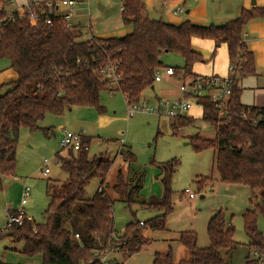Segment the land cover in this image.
<instances>
[{
    "label": "trees",
    "instance_id": "1",
    "mask_svg": "<svg viewBox=\"0 0 264 264\" xmlns=\"http://www.w3.org/2000/svg\"><path fill=\"white\" fill-rule=\"evenodd\" d=\"M4 1L0 0V59L8 62L17 77L0 85L9 86L0 93V177L14 174L21 127L36 131L46 114L59 116L73 106L103 112L99 98L102 90L120 91L127 103H138L142 92L153 85L155 70L163 66L162 52L183 58L181 67H173L174 75L183 69V79L195 77L192 66L204 59L192 48V38L211 39V56L225 43L228 66L234 65L227 74L231 80L229 118L217 117L209 98L198 97L200 118L210 123L215 133L213 138L195 135L190 140L196 151L214 152V167L222 183L249 188L248 199L253 208L242 215L243 231L250 248L264 251V235L257 228L258 214L264 220V119L252 122L264 106L243 104L242 87L238 84L240 79L256 74L254 53L245 44L243 35L250 20L264 17V6L242 7L238 16L221 24L200 25L190 21L175 24L149 16L143 0H120L121 21L132 31L122 36L88 34L82 38L81 24L65 28L57 16L46 24L24 13L18 15L17 11L8 15ZM45 1L41 0L37 6H44ZM108 70L118 77L112 89H106ZM246 110L244 118L241 114ZM194 119L179 116L171 124L172 133L178 134L180 127L192 125ZM88 143L89 137L83 136L79 149L69 148L67 155L60 157L59 169L66 173V178L56 185L47 183L49 202L44 220L34 222L24 218L21 224L0 233L21 241V253L28 257L39 255L40 264H98L97 257L110 250H118L126 259L150 243L143 229H164L165 217L172 211L171 178L177 160L160 165L162 194L148 200L149 207L159 214L145 221L133 219L115 233L113 200L102 186L111 161L101 156L90 158L84 149ZM132 157L131 152H126V160L131 161ZM93 177L100 178L99 187L86 197V184ZM140 179L139 175L130 179L117 172L111 187L130 210L141 189ZM211 183V176H199L197 187L201 189ZM83 220L86 224L81 227ZM206 232L209 240L206 247L196 245L195 232L180 233L179 240L188 250L187 259L174 262L167 250L155 252L151 264H228L223 256L235 248L234 227L220 210L208 219ZM244 264L254 263L246 257Z\"/></svg>",
    "mask_w": 264,
    "mask_h": 264
},
{
    "label": "rangeland",
    "instance_id": "2",
    "mask_svg": "<svg viewBox=\"0 0 264 264\" xmlns=\"http://www.w3.org/2000/svg\"><path fill=\"white\" fill-rule=\"evenodd\" d=\"M219 7L224 13H229L234 4L230 0H219ZM218 0L210 1L214 6ZM99 5L104 7L99 9ZM120 0H77L74 5V15L81 20L82 38L88 35L87 26L90 23L95 34L118 33L124 25L120 19ZM159 6V4H158ZM149 15L156 16L153 10ZM246 30V27L244 31ZM163 65L182 66L183 58L176 53L162 52L160 56ZM264 71V67L262 68ZM9 64L0 59V75L8 74ZM9 86L0 87V93ZM170 92L163 93L162 89ZM107 89V88H106ZM174 87L163 82L155 83L153 89H145L138 104L154 103L156 96H174ZM251 90L243 88L240 96L243 100L250 99ZM103 112L93 107L73 106L59 116L46 114L38 123L39 129L31 132L21 127L18 133L16 148V166L14 174L0 177V229L7 221V209L21 210L34 222H42L49 197L46 185L50 182L56 185L66 178L64 171L58 172L61 156H66L69 148L59 145L62 128L81 132L87 137L88 156L103 157L111 161L102 186L113 200L112 215L114 230L118 233L125 224L133 219L148 220L159 212L149 207L152 196L159 197L163 188L160 181V165L166 161L177 160L178 165L171 178L172 211L165 217V228L151 230L143 229V234L150 243L140 251L123 259L118 250L106 252V258L113 264H151L155 252L169 250L172 261L178 262L188 258V250L179 236L181 232L193 231L196 235V245L206 247L209 244L206 228L210 216L220 210L225 220L234 227L233 238L235 248L224 254L228 264H244L249 256V239L243 231L242 215L253 208L249 202L250 190L246 185L222 183L214 167L215 154L211 149L196 151L190 138L198 135L204 138L214 137V127L200 118L201 107L196 105L188 110L195 119L192 125L180 127L178 134L172 133L174 120L152 112L138 111L129 116L127 102L120 91L102 90L99 94ZM44 129L45 131H42ZM126 152H131V161L126 158ZM44 159H47L44 162ZM49 172L44 174L43 168ZM117 172L127 178L141 176V189L136 203L131 210L118 199L113 192ZM199 176H211L212 183L197 187ZM138 179V177H137ZM100 178L93 177L86 184L85 196H91L99 187ZM23 186L30 188L27 203L20 205ZM189 188L194 192L193 199L183 192ZM137 196V195H136ZM136 198V197H135ZM144 201V203H143ZM134 212V216L132 214ZM81 221V227L85 226ZM257 228L264 235V220L257 216ZM3 234V232H1ZM21 241H13L9 236H0V264H39L40 256L28 257L21 253Z\"/></svg>",
    "mask_w": 264,
    "mask_h": 264
},
{
    "label": "crops",
    "instance_id": "3",
    "mask_svg": "<svg viewBox=\"0 0 264 264\" xmlns=\"http://www.w3.org/2000/svg\"><path fill=\"white\" fill-rule=\"evenodd\" d=\"M31 1L40 2L41 0H5L3 2V8L5 9L6 13L9 15L17 8L25 6ZM210 1H215V0H165V1L143 0L147 13L149 10L150 11L153 10L155 12L156 16H152L153 18H160L175 24L181 23L183 21H190L192 23H196L200 25L221 24L238 16V14L240 13V9L242 7L249 8L252 5L251 4L252 0H230L234 2L236 5V11L233 14L234 4L230 7L229 13H224L222 9L219 7L220 5L219 0H218L219 3L214 6L210 5ZM1 5L2 4L0 3V6ZM64 5H65V0H55L56 12L58 14H61L63 12L65 7ZM254 5L264 6V0H254ZM103 7H104L103 5H99V9ZM119 17L121 19V16ZM74 19H76L77 23L80 22V24L83 26L81 20H79L76 16H74ZM245 27L246 30L244 31L243 39L247 47L254 53L256 74L244 77L238 81V84L240 87H242V89L249 88L251 90L250 99H248V101H245L240 96V101L245 105H255L258 107H263L264 106V71L262 68L264 67V17L253 18L245 25ZM87 31L88 34L95 35L98 37H111V36H122L128 34L132 31V28L128 25H122L121 29L119 28V31L116 34L114 33L95 34L91 29V24L89 23L87 26ZM191 46L194 50L200 52L204 59L203 61L195 62L192 66V72L195 73L196 76L210 75V74H214L218 76H226L228 74L229 60H228L227 48L225 43H221L217 47L214 56H211V51L213 48V40L211 39L192 38ZM168 66L171 65H163L162 67H168ZM171 67H175V66H171ZM176 67H181V66H176ZM16 77H17L16 73L9 67L8 74L6 73L5 76L0 75V85L12 82L16 79ZM160 82H163V84H166L170 88L174 87V91L172 93L174 95L177 94L178 82L174 75L169 76L166 75L165 73H162L161 80L154 81L150 89H153L155 87V83H160ZM162 92L166 93L170 91L169 89L164 88L162 89ZM159 97L160 96H156V99ZM196 105L198 104H195L193 107H195ZM188 115L192 116L189 113ZM84 136L87 135L84 134ZM58 172H61L60 169H58ZM6 181L7 179L5 178L4 182Z\"/></svg>",
    "mask_w": 264,
    "mask_h": 264
},
{
    "label": "built area",
    "instance_id": "4",
    "mask_svg": "<svg viewBox=\"0 0 264 264\" xmlns=\"http://www.w3.org/2000/svg\"><path fill=\"white\" fill-rule=\"evenodd\" d=\"M76 0H65V7L61 14L56 12L55 3L51 0L44 2V6H37L39 2L31 1L26 4L23 8H17V14L22 13L27 14L30 19H41L46 24L52 23V18L57 16L61 19L63 27L72 28L75 25H79L74 19V5ZM32 4L37 8L33 9ZM228 69L232 71L234 65L230 64ZM162 73L166 75L173 76L175 70L173 67H159L154 72V81L161 80ZM178 75H174L178 85L177 94L174 96H163L157 98L154 103H127V114L131 116L138 111L152 112L161 116H165L169 119L175 120L179 116L187 115V112L191 107L197 104L198 97H208L209 100L214 105V111L216 116L221 118H229V112L227 108V101L231 92L230 89V78L226 76H218L214 74L201 75L191 78H182L183 69H178ZM106 76V87L107 89H112L117 83V74H112L109 70L105 72ZM111 91V90H110ZM246 111H242V117H246ZM259 119H264V110L258 112L252 122L256 123ZM84 136L81 132H74L62 128L61 136L59 138V145L64 148H72L77 150L81 147V139ZM84 149L88 150V145L84 146ZM47 159H44L46 162ZM49 169L47 167L43 168V173H48ZM30 188L28 186H23L21 191L20 205H24L29 197ZM189 198L195 197L194 192L189 188L183 190ZM31 219L29 216L21 210L7 209V221L5 226L0 229L1 232H5L14 224H21L23 219ZM77 237L78 235L75 234ZM106 252L97 257L98 264H113L112 261L106 258ZM248 258L253 261L254 264H264V251L256 248H250ZM90 264V263H89Z\"/></svg>",
    "mask_w": 264,
    "mask_h": 264
},
{
    "label": "water",
    "instance_id": "5",
    "mask_svg": "<svg viewBox=\"0 0 264 264\" xmlns=\"http://www.w3.org/2000/svg\"><path fill=\"white\" fill-rule=\"evenodd\" d=\"M251 4L254 5V0H252ZM78 24H80V22H78Z\"/></svg>",
    "mask_w": 264,
    "mask_h": 264
}]
</instances>
